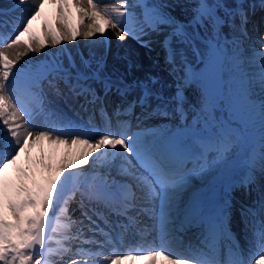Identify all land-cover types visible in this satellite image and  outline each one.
<instances>
[{"label": "rangeland", "instance_id": "1", "mask_svg": "<svg viewBox=\"0 0 264 264\" xmlns=\"http://www.w3.org/2000/svg\"><path fill=\"white\" fill-rule=\"evenodd\" d=\"M12 1L14 0H11V2ZM106 1L112 2L114 0H106ZM118 1L121 4H124L125 8H127L128 5H133V4H141L143 8L145 7L151 8L153 6L167 5V7L161 9V11H163L164 13L171 14L178 21H182L185 23L191 19L192 10H193L192 6L194 5V3L197 2V0L196 1L194 0V3H190L188 0H140L138 2L136 0H118ZM212 1L214 0H204L206 4H208L209 6L213 8L215 17L218 18L219 23L212 24L211 26H209L208 24H205L204 27H199V28H196L195 30H193L192 28H188L189 39L187 41L182 40L178 37H174L175 39L173 41L172 52H171L172 57H175L174 65L175 66L179 65L180 67H182L184 63L188 64L187 67H185L186 78H185L183 86H180L179 80L176 78L175 74L170 69V67L172 66L170 65L168 66L165 63L160 61L162 51L160 50L161 46L159 45L158 39H156L157 37L159 38V36H156V35L151 36L153 37L151 39H149L148 35L141 36L140 39L144 40V43L148 47L151 48L152 46H154V52L152 51L148 53V55L144 56L143 58H139L136 56L134 52L135 48H140V50L143 51L145 47L141 42L139 43V45H142L141 47H138L136 43L131 42V40L134 41V39H138V38L136 37L134 38V36L126 35L129 38V41H128L129 44L124 45L122 43L123 40H120L117 37L116 38L113 37V40H114L113 42L115 43V45L110 46L109 39H108V45H107V43L104 42L103 38H101V34L97 33L96 35H94V37H92V40L98 43L99 48L101 47V44H103V47H104V44H106L107 46V48L104 50V54H102L101 52H97V50H93L90 47H87L86 44L85 45L81 44L80 43L81 36H79L75 42H69L66 40H62V43L60 45L53 46L52 41H51V35L46 36L45 35L46 33L43 32L41 24L36 22L37 25L36 24L34 26L32 25L29 32L23 38H21V40L24 43L25 41L31 42L34 44V46H38V45L36 44V41L30 40L31 37H37L39 39L45 40L46 45L50 44L51 46L54 47V53L52 54V51L46 50V48H43V50L44 49L46 50L44 52H41V51L40 52H29L30 55L26 59L25 62L27 63V65L35 69L46 67L45 69L48 70L49 68H51V66L54 63H60L65 68L68 67V63H69L68 55H71L73 57L77 65H79V56L81 53L84 55L86 59L89 58L90 56H94L95 58L100 59L103 62L104 70L101 74L102 77L110 76L112 79L119 78L124 83L130 85L128 92L125 94V96H128L129 99L127 100L129 102L130 100H132L131 94H133V92L135 93V91H139L141 95L143 94L142 89L137 87V82L144 81L148 83L151 89V92H152V95L148 98V102H147L150 105L149 111L151 113H150L149 119L146 121H143L141 125L133 126L130 128L129 131L124 132L126 127L125 126L121 127V123L123 121L120 118L117 120L115 118V120H113L114 124L116 123V125H118V128H116L115 126H110L109 128V126H106L105 123L102 122V120L96 119V120H90L87 122L86 119H82L83 117L80 118L78 115L74 114L75 118L79 117L78 120L79 121L82 120L80 124H77L76 122L75 124L76 127H78V130H80L82 133L86 131V135L92 134L93 132L100 130L98 132L99 136L103 134H108V133H103V130H102L103 127H105L106 130L110 129L109 130L110 133H111V127L112 128L114 127L115 131H113V133L111 134H114V135L139 134L140 139L145 143H150L154 139L159 138V137L170 136L173 133L179 132L181 129L185 127H193V126L197 127L199 134L203 136H215L217 133L226 134L228 139L231 141V146L228 152L225 153L224 162L219 163V164L212 163V161L215 160L216 153L209 152L207 154L208 165L205 167L204 171H200V166L201 164H203V161H200L197 159H189L185 161L182 171L185 176L184 186L186 185L189 187H194L201 180L207 181L208 179H212V178L218 179L222 183V185L223 184L230 185L232 184V182L237 180V175L235 174V168L233 167L238 166L236 161L238 160L240 161L241 158H243L246 153L243 151L244 149H243V146L241 145V142L242 141L245 142L246 139L249 138V134L248 132L243 130L242 126H240L238 122H236L237 121L236 115L230 107L233 100L224 94L222 90L223 82L221 79H220V83H221L220 89L216 93L205 94L204 91H202L206 95L205 101L207 103L208 110H213V112L206 113L205 110L200 109L198 100L194 99L192 91L194 88H197L198 92H200V90L202 89L199 86L198 78L191 71V67L196 63V61L207 56L208 52L210 51V47L212 45L216 44V46L220 48L219 40H218L219 39L218 30L219 29L223 30V27L221 28V26L222 25L224 26V24L227 21H229L228 19L230 15L228 11L232 10L234 6L238 4H243V2L248 1V0H234L230 3L226 2V0H223L224 2L223 1L218 2L219 5H221L219 8L215 7L217 2L215 3ZM251 1H255V0H251ZM255 2L253 4H255ZM3 3L0 2V21H1L0 47L2 48L4 44H7L12 39H14L18 31L21 30L23 21L25 20V18H22V19L20 17L18 18L15 16V14H12L9 12V10L7 9V6L10 5L9 2H6V4H3ZM59 6H60L59 8L62 9L63 12L65 13V17H66V20L65 18L61 17V20L63 21V27H62L63 31L76 30L77 28L75 27L73 21L71 20L70 14L67 13L60 4ZM129 10L133 11L135 13L136 18L139 19V16H140L139 12L142 13V11L139 10L138 6H135L134 8H131ZM176 13L180 16L182 15L181 16L182 18L179 19L178 17H176L175 16ZM2 17L9 18L10 20L3 21ZM16 21H21V22L16 23ZM10 22H13V23H10ZM89 22L92 23L90 19H89ZM165 27L170 28L168 26H161L160 29H163ZM108 28L111 29L110 26H108ZM110 29H108V31ZM114 29L120 31L119 27L114 28ZM49 32H52V30H49ZM117 42H120L121 44ZM47 58H48V61L46 60ZM44 60H45V63L44 65H42L41 62ZM219 66L221 69V66H223L222 61L219 62ZM50 80L53 81V84L59 83V85L60 84L64 85V82L62 80L56 79L54 75L51 73V75L47 76L45 80L42 79L40 81V86L37 91L39 92V95L42 96L44 100L42 103L44 111H46L48 115L51 117L52 121H54L53 124L54 125L57 124L59 126L65 123L60 117L62 118L64 117L65 119V116H67L66 114L64 115L62 113L61 105L64 108L66 107L67 110H70V108L68 107L67 104L61 103L60 99L57 98L53 94V92L51 91V88L48 87ZM90 84H91V88L94 91H96V93L102 92L101 90H99V88L94 87V85L104 87L102 81H94V82H90ZM62 88L61 87L58 88L59 93L60 95H62L64 98L67 99L68 93L66 90V85H64ZM178 91L181 94V102H182L181 108L186 116L184 118H179V113L177 114V116L173 115V112H175L176 108L178 107L176 103V99H175ZM12 95L14 97H17V93L15 91H12ZM13 102L17 103V105L19 104L18 99L14 100ZM136 102L137 101L135 100L134 104ZM113 103L116 106L115 109L119 108V106L122 109H125L126 107L125 105H123L125 103L124 99H116ZM127 109L128 108H126L125 111H127ZM140 109L141 108H138L137 110L132 111L130 115L134 117L142 116L144 118V116L140 113ZM70 112H72V110H70ZM59 114H60V117H59ZM202 114H207L209 120L211 121L210 126L207 128L204 127ZM134 117H130V119H134ZM143 118H139L138 121L141 122ZM197 121H199L198 125H197ZM88 136L91 137V135H88ZM238 141L239 142L241 141V142L238 143ZM187 142L191 143L190 141H187ZM108 151L110 150L106 149L104 150L103 153L101 152L95 153L93 157L91 158L90 163L88 165H83V168L80 170V175L77 178H72L69 181L65 182V189H64V192L61 194L60 198L67 201L65 208L67 209L66 212L68 213L71 223L76 224L78 222H81L82 224H86V223L92 224L93 227L95 228H90V229L83 228L81 230L83 231V233L78 234L79 238L75 239L71 243L70 242L65 243V244H70L68 246L69 249L68 251H66L65 253L59 256L60 259L59 260L57 259L58 261H56L55 264L57 262L62 263V264H70V261L72 259H77V262H80V261L84 262L87 260L99 259L102 256L99 253L100 250L98 251V247L102 246V244H105L103 243L102 240L105 239V241H107V237L111 238V235L108 234L106 230L97 229L98 224L95 221H93L92 218L91 220L89 219L91 215L87 213L86 211L87 208L85 206H83L84 207L83 209H85L86 213H84L81 210V207L78 203L73 201V200L82 198L80 191L83 190V188L85 189L83 195L86 194V197L83 199L88 200L89 196L87 195V192L91 188L101 185V183L104 181H107L109 185H111L112 182L115 181V184L120 186V192H123V194H127L125 192L132 193L134 195L133 201L134 199H136V201L141 200L139 203H136V205L134 203H129L126 211H125V207L121 206L120 208L122 210L121 213L126 218V220L128 221L130 219L134 221V223H135V220L132 219L133 217H131L129 211L136 210L138 211L137 214H140L139 213L140 208H138V206L145 205L147 203V199H148L147 194L138 195L137 193H135L134 192L135 188L132 186V183L128 181L127 179H124L125 177L121 175L122 173H124V170L125 171L127 170V162L118 157L111 158L110 156L105 154ZM0 154L2 155L3 153H0ZM41 155H42V151L39 150V148L35 149L34 147L31 153L27 157L22 158L20 155V159L17 162V164L15 166H10L4 175V179L8 182L9 186L10 187L16 186L21 183L26 184L30 188H35L37 186H45L48 180L43 179L41 177V173L39 172L40 169L43 170L44 168L43 167L44 165H42L41 163V161L44 162L41 159ZM129 160L132 161V166L136 165V161L132 157H129ZM94 168L96 169L95 171L103 170V172L106 173L108 172V170H110L111 172H109L108 175L103 174V172L102 173L97 172L98 174H96L93 177V179H95L94 180L95 183L90 184V188H89L88 173L91 172V169H94ZM134 169H135L134 172L137 175L139 174L144 175V176L147 175L146 173L143 172L142 169H139L138 167ZM22 171L27 173V176H28L27 179L23 178L21 174ZM228 174H231L232 179L234 178V180L228 181L227 180ZM123 183L128 184L129 188L126 187ZM253 187L256 189V192L254 193L253 198L249 200L243 199L242 191L237 190V189H230V190H225V191L222 190L221 195L214 197V198L212 196V198L209 199L210 201L213 199L216 201H219V200L227 201V203H225V206H224L225 208H227L229 204H232V212L234 215H236V220L238 221L236 224L237 226L235 227L236 230L234 231L233 237H232L234 241L240 240L241 242H244L242 240L243 238H248L252 233H254L256 236L257 235L256 232L258 233L259 231L258 229L264 230V180L260 182L258 188H256L255 186ZM198 190H199L198 188H192L188 190H185V188L181 189L178 195L176 196V199L173 205H162L164 207L163 209H166L167 213L165 214L163 213L161 216L155 215V213L157 214V212H162V211L160 209L157 210L155 208V204H153L154 202H152L151 200H148L150 203L149 205L154 206L153 210H155V212H153L154 213L153 216H151V218H146L148 220L147 222H143L142 219H144V217L142 216V214H140L138 215V217L142 219H138L137 220L138 223H135V225L144 224L147 227L145 229H148L149 227L150 228L154 227L153 229L155 233H153L152 237H154L156 241L158 242L160 241L159 243H161V237H160L161 232H162L160 230L161 226L163 225L164 228L165 227L168 228V227L174 226V224L177 225V223L181 221L180 215L183 213V210H185V206H187V204L190 202V199L192 200L193 198V197L189 198V196L193 194H197L196 191ZM207 194L196 195L194 198V203H197L199 197H204ZM70 199H72V201H69ZM101 201L105 205L110 207L109 202L104 201V200H101ZM171 210H175V211H171ZM178 213H181V214H178ZM52 215L54 216V220H55V218L57 217V212L54 210L50 211L49 216H52ZM249 216L252 218L251 220L252 223L250 224V228H252V230H248V227L243 228V229L239 228L238 226L242 225V221L245 222L246 218H248ZM158 217H159V221H157ZM164 217H166L167 219L166 221L168 223H166L165 221V224H164V222L160 221V219H163ZM184 218H186V216H184ZM172 223L174 224L171 225ZM72 226L74 227L75 225H72ZM156 226H159V227H157L156 229ZM53 227L55 228L54 224H53ZM53 227L52 229H54ZM198 227L199 226H197L196 229ZM188 228L190 229V227ZM262 230H260V232ZM48 241L47 243L45 242V250L43 252H39V255L42 257L41 264H42V260L46 258L45 254H46ZM85 241H88V243H85ZM185 244L187 245V243ZM167 245L171 253H166V255H169L170 258L172 259L182 258L188 261L190 264V261L193 259V257H191L188 254H183V251L185 250V248H183L182 245L170 243V240L167 242ZM248 246L250 247V245ZM102 247H104L103 250H105L106 246L103 245ZM157 248L158 247H156L155 250H158ZM246 248L247 249L245 251L247 253L252 252L254 258L251 263L255 264V261L259 255V253L257 252L258 250H256L255 247H250V248L246 247ZM78 249H83V251L78 253L77 252ZM240 249L242 252L245 248L242 249V246H240ZM151 251L153 250L146 251L145 249H141V248L138 250H135L134 252L124 250L120 252V254L115 256L111 264H116V261L125 255H134L137 253L148 255L151 253ZM71 252H73L74 254H69ZM224 256H225V259L230 258L229 257L230 255H226L225 253H224ZM141 262H142V259H135L133 264H141ZM120 264H125L123 262V259H120ZM156 264H162V262L158 259V262Z\"/></svg>", "mask_w": 264, "mask_h": 264}, {"label": "snow or ice", "instance_id": "2", "mask_svg": "<svg viewBox=\"0 0 264 264\" xmlns=\"http://www.w3.org/2000/svg\"><path fill=\"white\" fill-rule=\"evenodd\" d=\"M45 2L46 0H41L38 7L33 10V13L23 21L22 28L14 39L3 45L4 48H13L21 44V38L29 32L32 22L40 16ZM26 3L27 0H17L18 5ZM60 3L63 7H67V0H60ZM88 3L90 8H82L74 4V6H77L81 24L84 23L85 18L92 21L87 26L88 30L81 33L78 27L76 30H60L59 33L56 31L46 33V36L51 35L53 46L60 45L62 40L75 42L81 35L85 39L91 38L97 33L103 36L108 26L120 28V33L117 34V38L120 40H123L125 35L134 37L146 36L150 32L160 31L161 26H168L172 29L171 36L187 41L189 39L188 28L195 30L196 28L204 27L205 24L211 26L219 23L213 8L206 4L204 0H197L194 3L191 19L186 23L178 21L171 14L161 11L167 5L145 7L143 19L139 20L136 18L135 13L129 10L135 7L134 4L128 5L127 8H125L124 4H121L119 7L109 9L108 7H101L94 0H88ZM215 7L219 8V3ZM121 8L125 10L121 11ZM58 15L66 20L62 9L58 11ZM229 15H233V13H229ZM246 22V16L242 17L241 24H246ZM30 40L36 41L38 46L25 41L26 50L18 51L14 59L10 58L6 52L0 51V119H2L3 125L7 128L3 143L0 145L3 148V154L0 155V264H41L42 257L39 255V250L43 249L45 245V228L49 220V212L55 209L56 201L60 199L61 194L64 192L65 182L70 178L69 176H64V173L69 169L88 165L95 153H103L106 149L110 150L105 154L111 158L118 157L126 161L130 166H132V161L129 160V157H132L136 161V165L132 167L142 169L147 175H137L135 172L132 174L137 175V179H142L148 185L151 194L159 195L162 205H173L176 196L183 188L185 176L182 169L185 161L189 159L203 161L200 171H204L208 165L207 154L215 152L216 157L212 163L219 164L224 162L225 153L228 152L231 146V141L226 134L217 133L215 136H203L199 134L195 126L185 127L177 133L156 138L150 143L143 142L139 134L114 135L108 133L93 138L79 130L61 132L57 129H32L30 125L31 111L22 102L19 106L13 102L18 99L12 95V88L15 86H22L29 94H32L31 89L39 88L40 81L46 79L49 72H51L56 79L64 82L73 95L83 96L87 104H92L99 97L96 96L91 88L90 82L102 81L105 95L115 90L120 96H124L128 92L130 85L119 78L102 77L101 74L104 70L102 60L94 56L86 59L82 53L79 56V65H77L71 55H68L69 63L66 68L60 63H54L51 68L45 71L33 73L23 69H16L14 72L16 63L22 56L27 55L28 52H39L46 47L45 40L37 37H31ZM141 43L144 44L143 41ZM144 46L147 45L144 44ZM257 51L259 52L258 74L245 73L240 66L238 57L234 60V67L240 77L246 80L248 87H251L253 82H258L261 89L264 90V45ZM221 58V49L212 45L209 55L210 64H218ZM170 63L174 64V57L171 54ZM10 77L12 78L11 84H9ZM49 85L55 86L51 80ZM137 87L141 88L143 92L137 103L140 105L147 104L148 98L152 95L149 84L144 81H138ZM89 96H91V100H89ZM34 99L37 102V106L43 103V98L39 94H36ZM175 99L178 106L177 110H179L182 105L179 91ZM240 99H243V93ZM202 115L204 127L207 128L210 126L211 121L207 114ZM21 119L24 124L29 125V128L25 129L23 136L18 131L21 124L16 123L17 120ZM260 121L262 127H264V99H262L260 106ZM198 124L199 121H197ZM33 136L35 142L48 141L50 144L65 145L68 148L80 146L81 150L74 160L67 161L61 166V175L50 179L45 186L30 188L26 184L21 183L10 187L4 179V175L10 166L17 164L20 154L29 148ZM260 147L264 150V138L261 140ZM261 157L264 159V151L261 152ZM41 163L43 162L41 161ZM21 174L24 179L28 178L26 172L22 171ZM119 192L120 186L115 184V181L111 185L104 181L101 185L91 188L87 195L90 198L94 197L109 201L113 196L119 195ZM66 203L67 201H65ZM81 206H83V194ZM126 209L127 205L125 206V211ZM60 211H67V209L62 208ZM195 211L194 205L186 209V218L194 215ZM89 219L91 220V217ZM85 243H88V241H85ZM37 246H39V249ZM259 246L261 251L255 264H264V230L260 232ZM81 251L83 249L77 250L78 253ZM158 257H163V259L168 261V264H189L188 261L182 258H170L163 249L151 251L148 255L142 253L125 255L120 259H144L149 264H155ZM120 259L116 261V264H120ZM70 264H77V259H72ZM190 264H223V262L214 258H193ZM229 264H244V262L231 260Z\"/></svg>", "mask_w": 264, "mask_h": 264}, {"label": "bare ground", "instance_id": "3", "mask_svg": "<svg viewBox=\"0 0 264 264\" xmlns=\"http://www.w3.org/2000/svg\"><path fill=\"white\" fill-rule=\"evenodd\" d=\"M136 1L138 2L140 0H136ZM188 1L190 3H194V0H188ZM221 1L223 0H217V1L214 0L212 2L218 3ZM232 1L234 0H226V2L228 3ZM255 1L248 0V1L243 2V4H240L242 15L243 17L246 16L247 20L256 18L258 20L256 24L260 25L261 27H264V0H255ZM0 2L2 3L5 2L3 4H6V2H9L10 5L9 6L6 5L9 12L12 14H15V16L18 18L20 17L21 19L22 18L26 19L33 13V10L38 7L41 0H27V3L22 4V5H18L17 0H14L12 2L11 0H5V1L2 0ZM94 2H98L101 7H108L109 9H111L112 7H119L121 5V3L118 0H114L112 2H108L106 0H94ZM254 2L255 4H253ZM59 4L63 7V5L59 2V0H46L44 4V8L41 10L40 16L37 17V19L32 22V25L33 26L35 24L37 25V23L41 24L44 33H49V30L56 31L59 33L60 30H63L62 29L63 21L61 20V17L58 15V11L60 9ZM74 4L82 8H90L88 0H67V7H63L64 10L70 14L71 20L73 21L75 27L76 28L79 27V30L81 31V33H84L88 30L87 26L91 24V22H89L88 18H85L84 23L83 24L80 23V16L78 15L77 6H74ZM134 5L138 6L139 10L142 11V13L139 12V15H140L139 20H142L145 8H143L141 4H134ZM124 10H125L124 8H121V11H124ZM175 16L178 17L179 19L182 18L181 17L182 15L180 16L177 13ZM2 20L9 21L10 19L2 17ZM19 22L21 21H16V23H19ZM10 23H13V22H10ZM0 24H1V21H0ZM125 27H127V25H125ZM252 28H255V27L253 26ZM108 29L110 28L108 27L106 28V33L103 35V37L101 35V38H103L104 42L107 43V45H108V39H109L110 46L111 45L113 46L115 45V43L113 42L114 41L113 37L116 38L117 34L120 33V31L115 30L112 27L109 31ZM243 30L245 29H241L237 25V23L234 22L233 20L227 21L223 26V30L221 29L218 30V34H219L218 40H219L220 48L222 50L221 61L223 64V66H221V69H220L221 71L219 74L220 79L223 82L222 90L225 95H227L230 99L233 100L230 107L236 115V118H237L236 122H238V124L242 126L243 130H245L249 134V138L246 139L245 142L240 141L244 149L243 151L246 153L244 157L241 158L240 161L239 160L236 161L238 166L233 167L235 168V174L237 175V180L232 182V184L230 185H227V184L222 185V183L218 179L212 178V179H208L207 181L201 180L194 187H189L186 185L183 186L182 189L185 188V190L192 189V188L199 189L198 191H196L197 194H193L189 196V198H192V197L193 198L192 200L190 199V202L187 204V206H185V210H186L194 205L196 209L195 214L188 216L187 218L188 221L187 220L185 221V218H182L185 216V210H183V213L180 215L181 221L177 223L176 225L178 228L180 227V230L179 229L177 230L176 226L164 228L162 225L160 228V230L162 231L160 235L161 243H159L160 241L159 242L156 241L157 244H154V240L152 237L153 233H155L153 229L154 227L153 228L149 227L148 229H145L147 227L144 224L135 225V223H138L137 221L138 219H142L138 217V215L142 214V216L144 217V219H142L143 222H147L148 220L146 218H151V216H153L154 214L153 212H155V210H153L154 206L149 205L150 203L148 200H151L152 202H154L153 204H155V208L157 210L160 209L162 211V212H157V214L155 213V215L161 216L163 213L164 214L167 213V211L166 209H163L164 207L161 204V199L159 195L151 194L150 188L148 187V185L144 183L142 179H137V176L132 174L135 171V169L132 168V166H130L127 163V170L126 171L124 170V173H122L121 175L125 177L124 179H127L128 181L132 183V186L135 188V191H134L135 193H137L138 195L147 194V198H148L147 203L145 205L138 206V208H140V212H139L140 214H137L138 211L136 210L129 211L131 217H133L132 219L135 220V223H134V221L130 219L127 221L126 218L122 215L121 213L122 210L120 209L121 206L125 207L127 205L128 207L129 203H134L136 205V203H139L141 201V200L136 201V199H134L133 201L134 195L132 193L125 192L127 194H123V192H119V195H115L109 201H107L109 202L110 207L105 205L101 201V199H96L94 197L93 198L89 197L88 200L83 199V206L87 208L86 209L87 213H89L91 215L92 220L98 224L97 229L98 230H101V229L113 230L115 231V233L113 234L115 237L114 236L113 238L111 237L112 239L107 237V241H105V239L102 240L103 243H105V244H102V246L105 245L106 248L105 250H103L104 247L102 246L98 247V251L100 250L99 253L102 256L101 258L95 259V260H87L84 262L80 261V262H77V264H111L115 256L120 254V252L124 250L134 252L136 250L135 249L136 245H139L141 249L143 248L146 251H149V250L154 251L156 247H158L157 249L158 250L163 249L165 254L171 253V251H169L170 249H166V248L164 249L163 247H161V244L164 241L168 242L169 240H170V243H175V244L184 246L185 250L183 251V254H188L191 257H193V255L195 254L197 256H201V259L214 258L217 261H221L224 263L228 262V264H229V260H238L240 258L239 253L237 251V250H241L240 246H242V249L245 248L242 253L244 264H252L251 262L253 261V258H254L252 252L247 253L245 251L247 249L246 247L248 248L255 247L256 250H258L257 252L260 253L261 251V248L259 246L260 230L262 229H258L259 231L256 230L258 231V233L256 232L257 234L256 236L254 233H252L248 238L242 239L244 242L237 240V243H234L235 241L232 238L233 233L231 231L236 230L235 227L237 226L236 224L238 221L236 220V215H234L232 212V204H229L228 207L225 208L224 206H225V203H227V201H223V200L216 201L214 199L211 201L209 200L210 198H212V196L214 198V197L221 195L222 190L225 191V190H230V189H237V190L242 191L243 199L249 200L253 198L254 193L256 192V189L253 186L258 188L260 182L264 180V159H262L261 154L257 153L256 150L253 148L254 128L255 126H258V124H254V125L251 124V121L253 120V116H255V112H252L253 114L248 113L250 110L253 111V106L250 104H245V103H249L250 101L254 100L253 98L256 97L255 95L257 92H259V89H261V87L260 85L255 84L252 86V91L249 92L243 85L244 79L240 77V75L236 72L235 67H234V60L235 58H237L235 51L238 49V44L236 42L235 35L238 34V32H243ZM171 32H172L171 28L165 27L163 29H160V31L158 32H150L148 36H149V39L153 38L151 37L153 35L159 36V38L157 37L156 39H158L159 45L161 46L160 50L162 51L160 61L165 63L168 66L169 65L172 66L170 67V69L175 74L176 78L179 80L180 86H183L185 78H186L185 67H187L188 64L184 63L183 66L181 65L182 67H180L179 65L175 66L173 63H170V54L172 56V53H171L172 45L175 39L174 36L170 35ZM135 37L138 39L141 38V36H135ZM80 38H81V41H80L81 44H84V45L86 44L87 47H90L91 49L97 50V52H101L102 54H104V50L107 48L106 44H104V47H103V44H101V47L99 48L98 43L93 41L92 37L85 39L84 36L81 35ZM138 39H134V41L131 40V42H134L137 44L138 47H141L142 45H139V43L141 41L144 42V40L142 39L138 40ZM128 41H129V38L128 36L125 35V38L123 39L122 43L124 45H128L129 44ZM117 43H120V42H117ZM26 47L27 46L25 45V43L21 40L20 45L14 46L13 48H8V49L4 47L3 48L0 47V51L4 50L3 52H6L10 58L14 59L16 56V53L18 51L26 50ZM144 47L145 49L143 51H141L140 48H135L134 52L137 57L143 58L144 56L148 55V53L152 51L154 52V46H152L151 48L148 46H144ZM45 48L46 50L52 51V54L54 53V47L51 46L50 44H47ZM46 50L41 49V52H44ZM242 54L244 55L245 58L253 60L254 62H255V59L259 57V53H257V51L255 50L252 51L248 47L242 50ZM29 55L30 54L28 52L27 55L22 56L19 59V61L16 63V66L14 68V72L16 71V69H23V70H27L28 72H33V73L46 70L45 69L46 67L35 69L27 65L25 61L29 57ZM46 60L48 61V58ZM44 63H45V60L41 62L42 65H44ZM174 66H175V70H174ZM50 75L51 73L49 72L48 76ZM11 83H12V78L10 77L9 84ZM54 85L55 86L49 85L48 87L51 88V91L53 92V94L57 98L60 99L61 103L67 104L70 110H72V112H70V110H67L66 107L64 108L61 105L62 113L64 115L66 114L67 116H65V119H64V117L63 118L60 117V114H59V117L65 122L64 124L59 125V126L57 124L56 125L53 124L54 121H52L48 113L44 111L43 104H40L39 106H37V102L34 99V96L36 94H39V92L37 91L38 88L31 89L32 94H29V92L26 91L25 88L22 86H15L12 88V91H15L17 93L19 104L22 102L32 113L31 120H30V125L32 129H36V130L57 129V130H60L61 132H65L68 130H78V127H76L75 124L76 122L77 124H80L82 120L79 121L78 119L79 117L80 118L83 117L82 119H89V121L96 120V119L102 120V122L105 123L107 126H109V128L110 126H115L116 128H118V125H116V123L114 124L113 120H115V118L116 120L120 118L123 121L121 123V127L125 126L126 127L125 131H126L130 127L141 125L143 121L148 120L150 117L151 112L149 111L150 110L149 103L145 105L134 104V101L135 100L138 101L139 98L142 96L139 91H135V93L133 92V94H131L133 101L130 100L131 102L130 103L127 100L129 99L128 96H125V95L120 96L118 93H115L114 90L108 92L107 95H105L104 87L94 85L95 88H99V90H101L102 92L96 93V91H94L96 96L99 97V99L95 103L87 104L83 96L73 95L67 87H66V90L68 93L67 99L64 98L62 95H60L58 88L60 87L62 88L65 84L59 85V83L58 84L54 83ZM242 93H243V99H240V96ZM192 94H193L194 99L198 100L200 109L205 110L206 113L213 112V110H208L207 103L205 101L206 95L202 92V90L198 92L197 88H194L192 91ZM262 97H264V95ZM116 99L125 100V103L123 105L126 106L125 109L126 108L129 109V113L130 111H135L138 108H141L140 113L144 116V118L142 116L134 117V116L128 115L129 113H127L125 109L120 108V106L119 108L115 109L116 106L114 105L113 102ZM89 100H91V96H89ZM240 100L244 101L243 104L240 102ZM177 108L175 112L172 111L173 115L177 116V114L179 113V118L186 117L182 108L180 107L179 110H177ZM104 111L109 112L108 114L110 117V122H108V119ZM74 114L78 115L79 117L75 118ZM130 117H134V119H130ZM139 118H143V120L139 122L138 121ZM25 119H27V117H25ZM130 121L133 123H131ZM16 123L21 124V127L18 129V131H19V134L23 136L25 129H28L29 125L24 124L22 119L17 120ZM102 130H103V133H110L109 132L110 129L106 130L105 127H103ZM99 131L97 130L93 132L92 134H90L91 137L93 138L98 137ZM111 131L112 132L115 131L114 127L113 128L111 127ZM6 132H7V128L6 126L3 125L2 119H0V145H2L3 143V139L5 137ZM10 138L11 137L9 135V139ZM240 142L238 141V143ZM33 147L35 149L39 148V150L42 151L41 159L44 161L42 163V165H44L43 166L44 168L43 170L40 169L39 172L41 173V177L48 181L50 179H54L58 175H61L60 173L61 166L67 161L74 160L78 152L81 150L80 146H76L74 148H68L65 145L50 144L48 141L35 142V138L33 136L32 143L30 144L29 148H27L24 152L20 154L21 157L22 158L27 157L31 153ZM0 153H3L2 147H0ZM82 168H83V165L75 169L67 170L64 173V176L70 177L67 181H69L72 178H77L80 175V170ZM95 170H96L95 168L91 169V172L88 173L89 188H90V184L95 183L94 181L95 179H93V177L96 174H98L97 172H100V173L103 172V170H100V171H95ZM109 172L111 171L108 170V172L106 173L103 172V174L108 175ZM123 184L129 188L128 184H125V183ZM84 191H85L84 188L83 190L80 191L81 196L84 193ZM205 194H207L208 196L206 195L204 197H199L197 203H194V198L196 195H205ZM85 197H86V194L83 195V198ZM69 201H72V199H70ZM73 201L78 203L81 207V210L84 213H86L85 209H83L84 207L81 206L82 198H79ZM65 205H66L65 200L61 198L58 201H56V207L54 209V211L57 212V217L54 220L55 228L53 227L54 229H52V231L50 232L51 234L49 235L50 239L48 237L49 241L48 239L46 240V243L48 241L46 254H45L46 258L42 260V264H53V262L58 261L60 259L59 256L65 253L66 251H68L69 249L68 246L70 244H65V243L67 242L71 243L75 239L79 238L78 234L83 233V231H81L83 228L84 229L95 228L93 227L92 224H87V223L82 224L81 222H78L76 224L71 223L68 213L66 211H60V209L65 208ZM171 211H175V210H171ZM163 219H160V221L164 222L165 224V221L167 219L166 217H164ZM200 220L202 221L201 223H200ZM251 220L252 218L250 216L246 218L245 222L241 220L242 225H239L238 227L241 229L248 227V230H252V228H250V224L252 223ZM157 221H159V217ZM183 222L185 225H182ZM166 223L168 222L166 221ZM199 223L200 225L208 224V227L207 229H202L200 227L199 230L202 231V233L198 235L196 227L199 226ZM72 225H75V226L73 227ZM187 226H189L190 229ZM157 227L159 226H156V229ZM193 229L195 230L196 234L194 233ZM226 231L230 235L227 234ZM135 233L137 235H135ZM194 237L196 238L194 239ZM184 242L188 243L189 249H188V246H185ZM248 245H250V247ZM224 253L226 255H230L229 257L231 259L230 258H228L229 260L225 259ZM69 254H74V253L71 252ZM158 259L162 262V264H168V261L163 259V257H158L156 259L155 264L158 262ZM123 262L125 264H133L134 260L123 259ZM56 264H62V263L57 262ZM141 264H149V262L147 260L142 259Z\"/></svg>", "mask_w": 264, "mask_h": 264}, {"label": "water", "instance_id": "4", "mask_svg": "<svg viewBox=\"0 0 264 264\" xmlns=\"http://www.w3.org/2000/svg\"><path fill=\"white\" fill-rule=\"evenodd\" d=\"M209 55H210V51L208 52L206 57L196 61V63L191 67V71L199 79V85L202 88V90L206 94H213L219 91L221 86L220 76H219L220 66L219 63L216 65H211L209 62ZM209 77H211V79H209ZM227 179L231 180L232 175L228 174ZM53 224H54V216L52 215L49 216V220L45 228L46 240L49 237ZM37 248L39 249V246H37ZM44 249H45V245L43 249L39 250V252H43Z\"/></svg>", "mask_w": 264, "mask_h": 264}]
</instances>
